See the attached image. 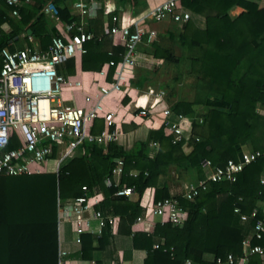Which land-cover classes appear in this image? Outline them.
Segmentation results:
<instances>
[{"label":"trees","instance_id":"trees-1","mask_svg":"<svg viewBox=\"0 0 264 264\" xmlns=\"http://www.w3.org/2000/svg\"><path fill=\"white\" fill-rule=\"evenodd\" d=\"M47 2L55 8L60 23L78 24V17L61 0H21L16 8L17 17H10L12 8L0 0V49L13 50L25 45L45 50L57 34L52 20L41 12ZM113 2L115 9L111 14L98 11L94 19L84 23V32L99 39L83 44L84 53L78 61L81 72L97 73L104 64H116L121 59L123 48L113 46L107 34L112 26L111 16H118L126 6L132 15L141 3ZM179 3L203 19V28H196L189 20L180 30L174 32L169 28L149 43L143 37L137 52L172 66L187 61L186 74L192 79L187 87L193 99L179 97L169 105V112L174 117L189 118V128L174 143L173 136L165 134L162 127L148 131L146 139L134 142L129 150L112 142L105 147L81 142L77 147L80 155L68 160L56 173L0 176V264H59L56 229L59 201L101 192L103 200L96 210L102 216L117 217V233L128 236L130 225L142 209L138 201L116 198L117 189L130 188L139 198L152 188L153 201L169 198L164 185L157 187L160 176L172 172L181 178L193 171L197 180H202L205 162L211 168H219L228 160L235 162L242 147L264 150V8L249 0H179ZM162 36L171 45H162ZM175 49L179 52L177 56ZM75 64L71 58L57 72L72 76ZM113 70L107 68L106 81ZM145 82L143 70L129 84L141 89ZM126 101L124 98L123 103ZM194 106H200L201 111L196 113ZM197 119L199 124L195 122ZM101 129L102 123L96 119L90 133L98 134ZM184 141L191 148L187 154L181 150ZM14 145L12 138L6 149ZM116 160L122 165L115 185L110 172ZM263 174L264 156L244 166L232 183H209L192 201L174 196L186 212L185 220L180 225L156 223L151 234H131L132 248L145 252L143 264L185 261L215 264V260L224 262L227 255L239 256L241 241L253 221L240 222L232 210L236 207L242 214H248L264 204V183L260 182ZM106 178L108 186L104 185ZM108 231L105 221L100 238L80 235L78 257L92 261L93 252L104 247L103 234L108 235ZM250 245H264V236L262 240L252 239ZM204 254H210L213 260L203 261ZM245 264H264V258L250 255Z\"/></svg>","mask_w":264,"mask_h":264},{"label":"built area","instance_id":"built-area-1","mask_svg":"<svg viewBox=\"0 0 264 264\" xmlns=\"http://www.w3.org/2000/svg\"><path fill=\"white\" fill-rule=\"evenodd\" d=\"M3 2L12 8L9 16L17 17L16 8L21 4V0ZM114 9L113 0H70L69 11L78 17L79 22L62 24L53 5L47 2L41 12L52 20L58 30L47 48L43 51L36 46L13 50L0 49V176L16 177L41 173L43 165L54 156V148L58 143H66L70 150L81 142L105 147L107 143L115 141L116 130H110L114 125V114L104 111L103 99L113 93L122 94L125 90L134 92L129 98L132 99V105L136 109L134 112L138 117L156 121L158 128L162 127L165 134L173 136L172 143L180 139L184 131L180 124L186 120L185 117H176L177 123L168 126L170 112L162 102V93L152 89H128L127 83L129 78L133 77L135 68L139 67L137 46L142 42V38L146 37V43L156 38V32L150 25L168 19L181 27L192 19L191 13L180 5L179 0H163L148 17L137 21L125 19L123 22L122 13L111 16L112 26L107 34L111 38V44L123 48L124 52L116 64L108 62L101 67L97 76L101 78L102 84L98 85L97 81L91 80L87 84L86 96H82L78 105L72 96L75 89L83 86L77 74L78 70L74 67L72 76H63L57 72V68L63 66L67 60H79L84 53V43L99 39V36L84 32L85 21L94 19L98 11L109 15ZM28 42L31 43L30 37ZM108 67H113L114 70L110 80L106 81ZM65 93L71 101L63 99ZM140 97L146 100L142 106H137ZM157 107H160L159 111L153 112ZM96 119L102 120V130L98 134H91L89 128ZM12 138L15 145L8 150L6 147ZM187 145L185 141L181 145L184 154L190 150L189 145L186 149ZM263 156L264 150L242 149L235 162L228 160L223 167L211 168L209 163L205 162L202 165L205 170L204 178L187 183L177 195L186 201H192L206 190L209 183H232L244 166ZM121 165V161H115V166L110 172L111 177L119 176ZM260 182L264 183V180L261 179ZM109 184V179L106 178L104 185ZM132 194L130 188L122 187L116 190L114 196L128 199ZM177 195L143 206V215L138 216L135 223H151L156 220L159 224L180 225L186 218V212L174 198ZM86 201V197L82 195L64 201L62 208H72L79 213L81 207L85 209ZM232 212L240 222L253 221V225L249 234L241 241L240 255H227L224 262L215 260V264H245L250 255L264 258V245H250L252 239L262 240L264 236V204L252 209L248 214H242L236 207ZM92 218L100 227L105 221L110 226L114 220L111 216H102L99 211L93 213ZM153 248H157V245ZM184 264L190 262L185 261Z\"/></svg>","mask_w":264,"mask_h":264},{"label":"crops","instance_id":"crops-1","mask_svg":"<svg viewBox=\"0 0 264 264\" xmlns=\"http://www.w3.org/2000/svg\"><path fill=\"white\" fill-rule=\"evenodd\" d=\"M162 1L163 0H140L141 6L138 7L139 9L137 10V12L132 15L130 14V9L128 8V6H126L125 10L121 14L123 22H125V19H132V21H137L139 19L148 17L155 9V7ZM249 1L255 3L258 8H264V0ZM61 2L69 8L70 0H61ZM108 2L110 3L111 1ZM191 15V22L193 23V25L198 29H202L204 26L203 19L198 15L192 13ZM171 24L172 23L168 19H163L160 22L150 25V28L152 30H155V32L159 31L160 33H163L170 28ZM3 27L4 26H1V29H3ZM55 29L57 32V28ZM78 61L75 64V68H77L76 70H78L77 74L83 86L87 87V84L91 80L97 81L98 85H101L102 80L97 76V73L80 71ZM129 88L130 87H128V89ZM80 89L81 88L75 89L72 92V96L75 98V103L77 105L81 101V96L77 94ZM124 98H126V96ZM143 98H140L139 103L145 102L146 98ZM63 99H69L71 101L70 97L68 98V94L66 93L65 95L63 94ZM120 99V93H113L104 98V111L112 112L114 114V125L110 127V130L112 132L116 130L115 141L111 142L122 147L124 150H129L134 142L139 140L144 141L146 139L148 131L158 129V124H153L147 120H144L143 118L138 117L134 112L131 113L132 99L130 101V104L128 103V100L125 103H123L122 100L123 105H121ZM159 109L160 107H157L154 112H158ZM98 120H100L102 123L101 119ZM132 123L135 124V126L132 125ZM122 126L126 128L125 131L122 130ZM127 126H130L131 128ZM127 128H130L129 131H127ZM164 133L166 132L164 131ZM77 147L69 150L66 143H58L54 148V156L51 160L43 165L42 172L56 173L59 168L68 160L80 155ZM187 148L188 146L186 147V149ZM242 149H247V147H242ZM171 174L172 172H170L168 176H160L157 180V187L160 188L164 185L167 188V192L170 196L176 195L181 186L183 187L187 183L197 180L193 171H190L188 175H185L181 178H177L176 175L171 176ZM118 177L119 176L112 177V181L115 185L117 184ZM261 179L264 180V174L261 176ZM179 183L180 185H178ZM86 199L87 201L84 205L85 209L81 207L79 213L75 212L72 208H67L66 210L63 209L62 204L66 200L58 202L56 229L59 264H95V262H97L98 264H143V260L146 256L145 252L143 250L133 249L131 238L132 235L136 233L151 234L154 225L158 223L156 220L151 223L143 222L140 224H136L134 220L132 225H130L129 227L130 233L132 235L130 234L126 236L125 234L117 233L118 218L113 217V223L109 226V234L106 236L103 234L104 243L101 245H103L104 247L101 250L93 252L92 261H83L78 257L80 250V235L88 234L93 236L94 238H100V236L102 235V227L98 226L96 220L92 218V214L97 211V207L103 200V195L101 192L95 191L90 196H87ZM127 200L138 201L139 207L142 209L141 215H143V206H148L150 202H153V189H146L143 192L142 196L139 198L133 192V194ZM122 229L125 230L126 227H123ZM249 232L245 236H247ZM211 259L212 256L210 254L202 255V260L205 262H210Z\"/></svg>","mask_w":264,"mask_h":264},{"label":"rangeland","instance_id":"rangeland-1","mask_svg":"<svg viewBox=\"0 0 264 264\" xmlns=\"http://www.w3.org/2000/svg\"><path fill=\"white\" fill-rule=\"evenodd\" d=\"M174 27H176V28H174ZM180 28L181 27H179L173 23L170 26V29L174 32L180 30ZM6 29L7 28L4 26L3 30H6ZM163 33L156 31V35L157 34H163ZM161 44L164 46H168V45H171V42L168 41L165 36H162L161 37ZM24 46L25 45H23L20 48H23ZM174 54L176 56L179 54L177 49L174 50ZM186 64H187L186 60L185 61L181 60L178 65L172 66V65L162 63L161 61L157 62L154 59H152L150 56H146V55L143 56L142 54H139V57H138L139 67L135 68L134 77L131 76L127 83L129 84L130 80L134 79L136 76H139L142 73V71L144 70L146 82L144 84L145 86H143L140 91H146L147 89H152V90L161 92L162 93V96H161L162 102L165 104V107L168 110L169 105L171 103H173L174 100L178 99L179 97H182V98L184 97V99H186L188 101L193 99V93L190 90V88L187 87V86H189V84H192V79L190 77H188L186 74V70H187ZM76 69L77 68H75V70ZM177 76H178V78H176ZM87 87L82 86L81 89L77 92V94H79L81 96V99H82L83 95H84V97L86 96L85 93H86ZM129 87L131 89L133 88V87H131L130 84H129ZM122 94H121L122 97L120 99L121 105H123L122 100L125 97V95H126V98L128 100V103L130 104L131 100L129 97L133 96L134 92L131 90H127V91L125 90L124 92H122ZM134 110H136V109H134V107L132 105L131 113L134 112ZM193 110L196 113H198L199 111H201V107L200 106H194ZM147 118H148V115H147ZM144 120H147L153 124L154 123L158 124V123H156V121L154 122V121H151L150 119H144ZM167 121H168V124H167L168 126H170L171 124L177 123L176 117L172 116L171 113L168 115ZM195 122H197L198 124L200 123L198 121V119ZM132 125L135 126V124H133V123H132ZM180 125H182L181 126L182 130L184 129V131H186L189 128L190 119L187 118ZM127 127H130V126H127ZM130 128H127V131H129ZM41 171H43L42 168H41ZM171 176H173V173L171 174ZM178 185H180V183ZM181 189H182V186L180 187V190H179L180 193H181ZM179 191L177 194H179Z\"/></svg>","mask_w":264,"mask_h":264},{"label":"bare ground","instance_id":"bare-ground-1","mask_svg":"<svg viewBox=\"0 0 264 264\" xmlns=\"http://www.w3.org/2000/svg\"><path fill=\"white\" fill-rule=\"evenodd\" d=\"M140 98H143V97H140ZM140 98L137 100V106H142V105L144 104V102H143V103H139ZM134 101H135V100H134ZM153 112H154V111H153Z\"/></svg>","mask_w":264,"mask_h":264},{"label":"water","instance_id":"water-1","mask_svg":"<svg viewBox=\"0 0 264 264\" xmlns=\"http://www.w3.org/2000/svg\"><path fill=\"white\" fill-rule=\"evenodd\" d=\"M26 34H27V35H29V34H30V31H29V30H27V31H26Z\"/></svg>","mask_w":264,"mask_h":264}]
</instances>
